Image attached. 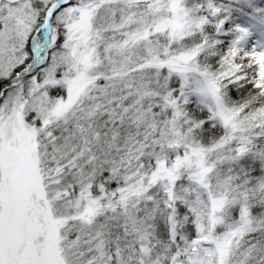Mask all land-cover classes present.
Listing matches in <instances>:
<instances>
[{
  "label": "snow or ice",
  "instance_id": "obj_1",
  "mask_svg": "<svg viewBox=\"0 0 264 264\" xmlns=\"http://www.w3.org/2000/svg\"><path fill=\"white\" fill-rule=\"evenodd\" d=\"M0 264H264V0H0Z\"/></svg>",
  "mask_w": 264,
  "mask_h": 264
}]
</instances>
